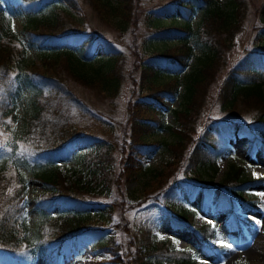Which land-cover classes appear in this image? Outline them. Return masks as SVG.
I'll list each match as a JSON object with an SVG mask.
<instances>
[{
  "label": "trees",
  "instance_id": "trees-1",
  "mask_svg": "<svg viewBox=\"0 0 264 264\" xmlns=\"http://www.w3.org/2000/svg\"><path fill=\"white\" fill-rule=\"evenodd\" d=\"M83 1L90 5L102 23L113 29L134 32L140 23L142 10L139 0H20L17 5H10V9L23 19L25 41L3 30L0 23V127L8 125V117L11 125L18 122L23 134L20 141L25 142L23 150L18 148L21 142L8 143L0 164V264H31L40 254H48L52 264H145L144 257L148 255L165 259L171 264H199L192 249L174 250L169 247L170 242L151 244L147 237L144 243L146 249L136 251L133 258L123 261L126 246L122 240L104 237L101 221L81 210L80 206L71 205H82L85 203L83 195L91 196L97 186L110 184L112 170L108 169L111 159L109 151L124 147L123 141L116 144L110 124L103 115L79 98L67 82L71 78L86 87L96 88L110 98L116 96L119 88V74L116 72L119 56L102 40L97 42L102 46L100 54L95 53L96 36L82 11ZM177 5L188 12L178 19L171 15L169 25H163V19L156 15L146 16L151 28L159 31L174 28L180 32L179 44L165 48L159 54L169 59L173 72L169 80L156 83V79H153L160 72L161 63H143L144 83L140 81L152 93L143 96L138 93L137 99L128 101L122 127L128 124L134 138L132 143L140 147L136 148L139 153L162 146L175 161L185 165L184 172L193 183L187 182V179L180 182L189 194H199L200 207L211 201L214 189L219 192L215 206H226L231 212L238 203L253 207L255 199L248 189L263 183L262 179L244 176L240 167L230 168L216 185L212 184L211 178L207 181L203 179L206 160L209 159L213 167L217 152L226 146L234 128L223 124L218 135H215L205 129L197 132L195 127L199 99L204 93L202 87L223 63L224 53L240 28L245 2L178 0ZM260 6L258 28L263 32L262 36L257 37V43L247 47L244 54L232 63L217 91L221 106L231 114H239L236 108L239 101L253 110L248 120L239 125V131L249 135L252 147L258 143L264 144V0ZM196 9L198 18L194 24L191 16ZM74 10H78L79 16L74 14ZM164 11L171 13L169 9ZM46 41L49 50L44 48ZM27 49H34L40 54L41 66L27 60ZM132 54L139 59L136 50H132ZM92 57L98 59L96 64L92 63ZM160 87L161 91H156ZM25 91L27 97L22 96ZM176 92L180 93L181 100L171 112L177 126L165 123L160 116L161 109L165 107L164 97ZM25 99L26 105L19 115L16 114L17 104ZM251 123H258L263 131L250 134L248 127ZM162 130L172 133L173 140L146 139L149 133ZM80 145L94 147L82 157L86 156L87 160L95 158L93 166L99 171L98 175L93 170L86 181H81V176L77 180L67 181L60 172L57 160L75 159ZM10 172L13 178L7 176ZM167 176V173H155L158 178L156 185H162ZM29 179L40 183L44 197L40 200L42 207H37L31 233L25 224L20 229L23 203L17 196L25 191ZM10 180L16 183V189L10 188ZM114 180L118 181L119 177L116 176ZM160 194L169 200L166 208L173 217L189 228L194 209L185 207L180 193L175 189L165 188ZM51 205H56L55 213L50 210ZM230 216L238 225L240 217L237 214ZM242 220L247 223V219ZM191 234L195 244L203 247V242L213 237L215 229L208 224L191 229ZM130 240L136 241L135 237ZM71 244H77L91 258L106 253L111 259L106 263L75 260L68 253Z\"/></svg>",
  "mask_w": 264,
  "mask_h": 264
},
{
  "label": "rangeland",
  "instance_id": "rangeland-1",
  "mask_svg": "<svg viewBox=\"0 0 264 264\" xmlns=\"http://www.w3.org/2000/svg\"><path fill=\"white\" fill-rule=\"evenodd\" d=\"M177 1L139 0L142 14L139 19L140 23L135 27L134 32L116 30L105 25L97 18L95 11L88 3L84 1L81 3L82 11L96 36L95 53L100 54L102 46L97 42L102 40L119 56L116 60L119 88L116 96L110 98L103 95L104 93L98 92L96 88L86 87L71 78L67 82L79 98L103 115V118L110 124L116 144L123 141L124 147L122 150L120 148L119 150L118 148L110 149L111 159L108 169L112 170L111 182L106 186L104 183L97 186L98 188L94 190L91 196L83 195L82 198L85 199V203L81 205L80 209L102 222L104 237L112 239L116 237L117 240H122L126 246L123 261L133 258L138 250L143 252L145 238L148 237V242L151 244L170 242L169 247L174 250L192 249L199 264H264V182L248 190L255 199L253 207L249 206L251 204H236V214L241 218L249 219L248 224L238 222L239 227H236L231 216L227 217L228 210H221L218 207L216 209L207 208L208 206L199 208V194H189L180 182L187 179V182L193 183V180L187 178L184 172L185 165H181L180 161L179 163L175 161L167 149L156 146L150 152L139 153L136 148L140 147L136 143H132L134 138L131 136L130 128L127 127L128 124L122 127L128 101L152 93L140 81L143 80L144 83L143 63L146 61H152L155 64L161 63L160 72L154 78L156 82L168 80L169 75L173 72L169 59L159 54L163 49L172 48L179 44L180 32L174 28H169L167 31L151 28L146 16L149 14L156 15L163 19L161 21L163 25H169L171 15H175L178 19L183 18L188 12L177 5ZM19 2L20 0H0V23L3 30L14 33L25 41V33L22 31L23 19L10 9V5H17ZM244 2L241 25L234 36V41L224 53L223 63L216 69L213 78L202 87L204 93L199 99V112L195 121L197 132L200 129L201 131L205 129L218 135L223 124L234 128L228 137L226 148L214 159V166H210L209 160H207V166L206 163L204 164L203 179L207 181L208 178H211L213 185H216L230 168L239 166L243 168L242 174L244 176L264 179V147L259 145L252 150L248 143L249 135L242 134L238 127L241 122L248 120L253 110L239 101L236 104L239 114L235 116L221 106V101L217 97V91L228 73L229 67L244 54L247 47L254 46L257 43V37L263 34L262 30L258 28L262 0H244ZM165 9L171 10V13H166ZM77 11L74 10L73 12L79 16L80 13ZM197 18L198 11L196 9L191 16V21L195 24ZM47 43L48 41H46L44 48L47 47ZM132 50L137 51L139 59L133 56ZM26 58L41 66L40 54L34 49H27ZM91 60L92 63L98 62V59L94 57ZM149 89L154 90L153 88ZM161 89L156 91H161ZM138 93L139 96H136ZM22 96L27 97V91ZM179 96L180 93L176 92L164 97L163 105L165 107L161 109L160 116L167 124L177 126L171 109L179 106L181 100ZM25 105L26 99L17 104L15 113L19 115V111ZM6 122L7 126L0 127V164L5 157L8 143L21 142L18 146L19 150H23V143H25L20 141L23 134L20 133L18 122L11 125L9 117ZM259 130L262 128L258 123L250 124L251 133H256ZM173 138L172 133L164 130L149 133L146 137L147 140L151 141H171ZM78 149L80 152L75 159L57 160V165L67 181H74L79 176L82 178L81 181H86L91 177L93 170L98 175L99 171L95 170L93 166L96 163L95 158L87 160L86 156L83 155L82 157V154L86 151L90 152L94 147L86 148L85 145H80ZM171 163L173 165L169 166ZM167 164L168 166H166ZM160 172L167 173L168 178H165L161 183L162 185L158 186L156 185L158 178L155 177V173ZM7 176L13 178V173L10 172ZM116 176L119 177L118 181L114 180ZM175 179L176 181H174ZM10 185L12 189L17 188L16 183L12 180H10ZM165 188L177 190L185 207L194 208L192 224L189 228L178 218H174L166 208L169 200L160 194ZM25 189L22 219L28 224V230L31 233L32 221L36 219L37 207H42L40 200H43L44 197L41 195L38 181L29 179ZM218 193V190L214 189V201ZM17 196L19 197L20 194ZM72 206H76V204ZM50 210L55 213L56 205H51ZM209 223L215 227V235L205 240L204 248L199 247L195 244L191 229ZM147 229H149L148 236L146 234ZM132 237H135L136 241H131L130 238ZM225 243L230 244L231 249L225 248L223 246ZM71 245L69 254L72 258L81 261L88 259L87 254H84L81 248L76 246L77 244ZM215 248L221 249L213 250ZM251 249L260 256L251 257L248 253ZM110 258L111 256L106 253H100L93 260L106 263ZM144 262L145 264H170L165 259H156L151 255L145 256ZM32 264H52V262L48 254H40L32 261Z\"/></svg>",
  "mask_w": 264,
  "mask_h": 264
},
{
  "label": "bare ground",
  "instance_id": "bare-ground-1",
  "mask_svg": "<svg viewBox=\"0 0 264 264\" xmlns=\"http://www.w3.org/2000/svg\"><path fill=\"white\" fill-rule=\"evenodd\" d=\"M3 29V28H2ZM5 32V31H4ZM6 34V33H5ZM7 35V34H6ZM1 37V36H0ZM240 48H242V47H240ZM47 53H48V51H47ZM53 53V52H52ZM51 53V54H52ZM25 55V54H24ZM22 56V55H21ZM48 57V56H47ZM52 57V56H51ZM19 58H21V57H19ZM100 59V58H99ZM20 61H21V59H20ZM24 61V60H23ZM27 62V61H26ZM42 62V61H41ZM90 62V61H89ZM96 64V63H95ZM153 66V65H152ZM24 67V66H23ZM25 68V67H24ZM154 70V69H153ZM149 71H151V70H149ZM188 72V71H187ZM171 76V75H170ZM153 78V77H152ZM167 79V78H166ZM177 79V78H176ZM208 79V78H207ZM149 80V79H148ZM151 80V79H150ZM169 80V79H168ZM153 81H154V79H153ZM160 81V80H159ZM179 81V80H178ZM155 83V82H154ZM157 83V82H156ZM155 83V84H156ZM160 83H161V81H160ZM179 83V82H178ZM171 84H172V82H171ZM173 84H174V82H173ZM152 86V85H151ZM175 87V86H174ZM161 88V87H160ZM164 89V88H163ZM173 89V88H172ZM155 90V89H154ZM157 90H158V88H157ZM168 90V89H167ZM177 91V90H176ZM162 94V93H161ZM160 96V95H159ZM153 97V96H152ZM13 101V100H12ZM17 101V100H16ZM185 101V100H184ZM186 102V101H185ZM143 103V102H142ZM146 104V103H145ZM139 106V105H138ZM147 107V106H146ZM142 108V107H141ZM147 109V108H146ZM154 109V108H153ZM138 110H140V109H138ZM155 112H157V111H155ZM160 113V112H159ZM164 113V112H163ZM154 114V113H153ZM156 118V117H155ZM163 122V121H162ZM35 169V168H34ZM58 170V169H57ZM61 172V171H60ZM60 174V173H59ZM50 177V176H49ZM49 177H47V178H49ZM57 177V176H56ZM61 177V176H60ZM62 178V177H61ZM65 180V179H64ZM77 180V179H76ZM96 184V183H95ZM49 185V184H48ZM59 185V184H58ZM48 187H50V186H48ZM54 187V186H53ZM79 187V186H78ZM46 188H47V186H46ZM55 188H56V186H55ZM80 188V187H79ZM60 189H61V187H60ZM59 190V189H58ZM44 191V190H43ZM51 191V190H50ZM60 192V191H59ZM82 192V191H81ZM81 192H80V194H81ZM47 194V193H46ZM77 194H78V191H77ZM90 194V193H89ZM83 195V194H82ZM86 196V195H85ZM79 197V196H78ZM80 200V199H79ZM80 202V201H79ZM81 202H82V200H81ZM76 204H78V203H76ZM101 208V207H100ZM99 209V208H98ZM102 211V210H101ZM100 211V212H101ZM92 228V227H91ZM99 230V229H98ZM97 230V231H98ZM94 231V230H93ZM100 231V230H99ZM259 240V239H258ZM256 241H257V239H256ZM112 242V241H111ZM259 243H261V242H259ZM119 245V244H118ZM259 247H261V245H259ZM259 247H257V248H259ZM119 248V247H118ZM118 248L116 249V250H118ZM252 248V247H251ZM121 250V249H120ZM114 251V250H113ZM255 251V250H254ZM110 252L112 253V251L110 250ZM248 253H250V256L251 257H259L260 255L258 254V253H255V252H253L252 251V249L248 252ZM115 254V253H114ZM114 256V255H113ZM130 256V255H129ZM129 259V258H128ZM96 263H98V262H96Z\"/></svg>",
  "mask_w": 264,
  "mask_h": 264
},
{
  "label": "snow or ice",
  "instance_id": "snow-or-ice-1",
  "mask_svg": "<svg viewBox=\"0 0 264 264\" xmlns=\"http://www.w3.org/2000/svg\"><path fill=\"white\" fill-rule=\"evenodd\" d=\"M225 248H229V249H231V245L230 244H228V243H225L224 245H223Z\"/></svg>",
  "mask_w": 264,
  "mask_h": 264
}]
</instances>
